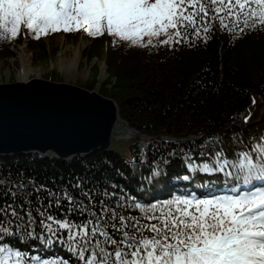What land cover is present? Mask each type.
<instances>
[{
  "label": "snow or ice",
  "instance_id": "snow-or-ice-1",
  "mask_svg": "<svg viewBox=\"0 0 264 264\" xmlns=\"http://www.w3.org/2000/svg\"><path fill=\"white\" fill-rule=\"evenodd\" d=\"M215 22L229 33L264 29V0H0V39L16 38L23 26L34 39L84 30L93 38L107 33L134 47L174 46L207 42ZM216 155L217 167L203 165L202 170L234 180L231 194L178 195L149 205L90 186L84 177L55 189L29 180L31 191L23 183L5 188L0 180V241L18 234L47 247L59 243L78 264H264V186L254 185L264 181V137L235 163ZM228 167L238 171H225ZM152 175L159 176L160 170L154 168ZM241 184L251 187L240 191ZM120 209H136L141 215L126 216ZM0 264L69 262L59 256L28 257L0 242Z\"/></svg>",
  "mask_w": 264,
  "mask_h": 264
},
{
  "label": "trees",
  "instance_id": "trees-1",
  "mask_svg": "<svg viewBox=\"0 0 264 264\" xmlns=\"http://www.w3.org/2000/svg\"><path fill=\"white\" fill-rule=\"evenodd\" d=\"M213 27L207 42L196 40L194 44L147 48L130 46L129 42L107 33L93 38L84 30L72 33L61 30L65 36L80 34L88 41V58L106 67L105 80L98 91L116 101L126 125L149 138H133L128 155L103 149L70 159L36 153L0 155V180L5 181V188L23 183L27 185L25 191H31L33 185L29 180H32L36 186L44 184L55 189L84 177L90 186L95 184L100 190L107 188L118 195L127 194L144 205L178 195L194 193L201 197L217 192L215 179L226 178L224 173L204 171L202 166L215 169L219 162L217 153L222 154L219 160L235 163L240 153L251 152L254 143L264 137V29L240 34L221 29L218 22ZM44 37L34 39L21 26L16 38L0 39V58L8 57L11 45L22 38H26L35 55H44L47 51ZM246 116H250L247 123ZM164 135L174 139H163ZM189 164L197 166L195 177L202 181L198 189ZM154 168L160 170L159 176L152 175ZM225 171L238 169L228 167ZM183 176L189 179H180ZM226 182L228 189L236 183ZM31 199L35 202V195ZM111 203L115 205L114 200ZM51 211L61 215L58 209ZM120 212L126 216L141 215L136 209ZM11 228L15 233L16 224ZM36 231L40 229L37 227ZM0 242L25 252L28 257L59 256L69 264H78L59 243L47 247L39 239L18 234Z\"/></svg>",
  "mask_w": 264,
  "mask_h": 264
},
{
  "label": "water",
  "instance_id": "water-1",
  "mask_svg": "<svg viewBox=\"0 0 264 264\" xmlns=\"http://www.w3.org/2000/svg\"><path fill=\"white\" fill-rule=\"evenodd\" d=\"M122 123L116 101L98 90L41 77L0 81V155L119 151Z\"/></svg>",
  "mask_w": 264,
  "mask_h": 264
},
{
  "label": "rangeland",
  "instance_id": "rangeland-1",
  "mask_svg": "<svg viewBox=\"0 0 264 264\" xmlns=\"http://www.w3.org/2000/svg\"><path fill=\"white\" fill-rule=\"evenodd\" d=\"M43 41L46 44L47 51L44 55L41 54L39 56L35 55V52H32L31 48L27 46L26 38H22L20 41L21 43L12 44L10 47V55L6 58H0V81H16L18 79L17 75L20 63L17 60V56L20 54V50H22V53L30 58V65L32 67L26 79H30L31 77H41L45 79V77L50 76L56 81L73 83L85 88L91 85L90 89H99L100 84L105 80L106 67L93 58H88V55H90L87 52L88 41L83 39L80 34L74 37H68L62 33H56L53 36H45ZM76 46H80L77 65L76 67L71 66V69L67 71V69L61 67L60 58L65 55L72 56ZM108 86L110 87V84ZM260 111H258V113ZM122 124L125 123L123 122ZM135 137L149 138V136L144 135L142 132L137 133L134 131L131 134L128 133L127 135L121 136L119 138V151L128 155V146ZM162 138L169 140L174 139L166 135L162 136ZM183 139L184 138H182V140ZM193 172L195 178V171L193 170ZM194 182L197 188L201 185L202 181L194 180Z\"/></svg>",
  "mask_w": 264,
  "mask_h": 264
},
{
  "label": "bare ground",
  "instance_id": "bare-ground-1",
  "mask_svg": "<svg viewBox=\"0 0 264 264\" xmlns=\"http://www.w3.org/2000/svg\"><path fill=\"white\" fill-rule=\"evenodd\" d=\"M79 51H80V46H76V48L74 49L73 55L72 56H62L60 58V65L62 68L67 69V71H69L72 67H76L77 65V57L79 55ZM17 60L20 63V67L18 70V75H17V80H23L26 81V77L28 75V72L32 69L31 65H30V58L28 56H25L22 53V50H20V54L17 56ZM71 74V73H69ZM125 132L128 134H131L133 132V130L128 129V127L125 126V124H122ZM121 136L124 135H119V138Z\"/></svg>",
  "mask_w": 264,
  "mask_h": 264
}]
</instances>
